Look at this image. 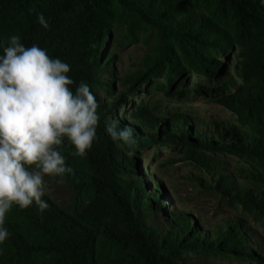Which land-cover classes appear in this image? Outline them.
Segmentation results:
<instances>
[{
    "label": "trees",
    "instance_id": "trees-1",
    "mask_svg": "<svg viewBox=\"0 0 264 264\" xmlns=\"http://www.w3.org/2000/svg\"><path fill=\"white\" fill-rule=\"evenodd\" d=\"M10 35L68 63L72 87L84 81L96 96L99 121L86 156L63 146L72 170L61 183L67 200L46 192L42 214L34 204L6 213L10 235L0 244V264H192L190 254L264 264L253 224L264 219L259 0H0V40ZM137 40L145 44L141 65L119 76L118 53ZM156 94L163 98L152 103ZM199 100L233 117L207 120L164 107ZM113 122L132 128L138 147L131 155L106 133ZM152 146L195 161L206 174L204 187L237 213L211 224L172 207L149 164L147 176L140 168L138 153ZM220 154L241 163L236 172L210 158Z\"/></svg>",
    "mask_w": 264,
    "mask_h": 264
},
{
    "label": "clouds",
    "instance_id": "clouds-1",
    "mask_svg": "<svg viewBox=\"0 0 264 264\" xmlns=\"http://www.w3.org/2000/svg\"><path fill=\"white\" fill-rule=\"evenodd\" d=\"M36 19L49 27L42 13ZM69 71L68 63L36 44L26 47L19 35L0 40V244L9 238L5 219L13 206L48 209L44 176L63 183L72 171L62 154L65 142L72 155L84 157L98 138L97 98L84 81L73 88ZM105 131L128 155L138 147L130 127L113 122Z\"/></svg>",
    "mask_w": 264,
    "mask_h": 264
},
{
    "label": "rangeland",
    "instance_id": "rangeland-1",
    "mask_svg": "<svg viewBox=\"0 0 264 264\" xmlns=\"http://www.w3.org/2000/svg\"><path fill=\"white\" fill-rule=\"evenodd\" d=\"M144 50L145 44L140 40L130 43L120 50L118 61L114 63L118 75L137 69L141 65ZM114 85L117 88L120 87L117 81L114 82ZM151 98V102L156 103L161 101L163 97L156 94ZM164 107L178 108L192 116L207 120L230 119L233 117L232 113L221 105L205 103L200 100L188 104L166 102ZM138 157L142 173L147 176L144 166L148 163L150 172H154L156 178L163 184L165 194L172 202V207L178 210L182 208L189 210L195 216H200L211 224H217L220 220L232 217L237 213L238 209L235 206L225 204L204 187L206 174L197 166L198 164L195 161L183 158L181 150L164 146H152L143 150L141 154L138 153ZM210 158L221 162L224 170L232 173L236 172L235 170L241 164L235 157L229 155L220 154ZM44 181L46 192L52 197L56 200H67L68 196L64 192L61 182L47 175L44 176ZM253 224L256 226L258 236L264 241V219L256 220L255 223L253 221ZM205 225V223H201L202 227H205ZM185 260L192 264H234L231 260L214 255L190 254Z\"/></svg>",
    "mask_w": 264,
    "mask_h": 264
}]
</instances>
